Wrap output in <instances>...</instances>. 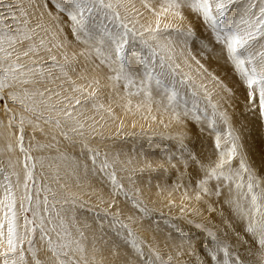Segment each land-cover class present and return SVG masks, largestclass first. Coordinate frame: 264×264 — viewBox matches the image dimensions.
<instances>
[{
    "label": "snow or ice",
    "instance_id": "snow-or-ice-1",
    "mask_svg": "<svg viewBox=\"0 0 264 264\" xmlns=\"http://www.w3.org/2000/svg\"><path fill=\"white\" fill-rule=\"evenodd\" d=\"M51 3L66 22L53 16L47 0H0V99L13 105L5 103L0 119V156L6 157L0 159V264H264V157L257 167L246 142L249 124L264 129V0ZM186 12L202 23L208 40L196 37L190 23L182 27ZM64 23L83 46L79 50ZM197 40L204 59L231 67L242 97L196 59L190 45ZM81 57L98 61L91 73L77 70ZM101 66L107 73L97 71ZM117 107L126 115L146 110L153 122L155 111L165 128L171 123L186 128L191 121L200 136L186 131L169 136L175 150H163L155 167L141 153L143 166L137 167L135 157L121 160L118 153L91 146L94 138L103 140L109 122H116ZM237 115L247 122L235 124ZM123 126L121 119L117 135ZM29 128L56 144L58 137L69 147L78 144L82 163L71 158L70 171L62 175L50 161L70 157L58 148L56 157L34 156L56 144L32 135L26 145ZM46 167L51 175H45ZM118 169L128 174L127 187ZM146 169L162 170L164 181L175 169L166 207H177L172 192L183 188L184 218L193 201L207 203L206 197L215 196L227 226L222 234L186 219L203 234L188 235L165 220L177 235L168 233L161 248L159 228L143 226L156 211L135 179ZM89 173L109 186L111 196L100 199V211L88 208L95 228L78 216L86 203L66 182L71 177L80 188ZM120 197L130 206L127 213L119 207ZM209 211L215 209L209 205ZM140 232H151L152 241Z\"/></svg>",
    "mask_w": 264,
    "mask_h": 264
},
{
    "label": "rangeland",
    "instance_id": "rangeland-1",
    "mask_svg": "<svg viewBox=\"0 0 264 264\" xmlns=\"http://www.w3.org/2000/svg\"><path fill=\"white\" fill-rule=\"evenodd\" d=\"M47 2H48V8L52 11V13H54L53 16L60 15L62 22H66L67 18L63 17L62 14H58L56 12V9L53 7L51 3V0H47ZM190 15L195 18L194 15L192 14ZM194 18H192L193 21H190V23L191 25L195 24L193 29L195 31L196 37L200 39L208 40L209 35L205 32L202 23L199 22L196 18L195 19ZM184 24L185 23L182 22V27H184ZM63 26H64L65 33L67 34L68 40L70 41L71 45L75 47L76 50H79L81 47H83L82 45H79L76 43L66 23H64ZM197 32H199V34H197ZM190 47H191V51L193 55L196 56V59H199L201 63H203L206 68H208L209 71L214 72L221 80L224 81V83L230 86V84L227 81V79L233 81V76H232L233 72L230 66L227 65L228 70H226L222 65L223 61L218 62L215 59H211V60L204 59L200 55V47H199L198 40L193 41ZM190 63L192 64L193 70H195L196 65L194 61H190ZM78 64L81 69L84 70L86 68L87 71L91 73L95 64H98V61H96L95 58H93L91 62H88V61H85L83 57H81L79 59ZM130 64L133 68H136V61L134 58H130ZM97 71H100L102 73H107V69L104 68L103 66L97 69ZM230 76H232V78H230ZM233 87L234 89H236V78H235V84H233ZM236 90H237V96L242 97V90L240 89H236ZM4 95L6 97V93ZM135 99L136 98H133L134 103H135ZM6 102L10 104V100H7L6 98L0 99V109H1L0 119H4L2 114H3L4 105ZM114 111L118 119L116 120L114 124L109 122V124L103 129V132H104L103 140L101 141L100 137H96L91 141V146L100 147L102 152L105 151L104 146H106L107 147L106 151H108L113 156L118 153L121 160H126L129 158L135 157L134 164H136L137 167L143 166L141 153H143V157L147 159L148 161L152 162L153 167H155L156 163L162 159L161 153L163 150H166V149L175 150V143H176L175 140L168 139L167 137L175 136L177 133L181 131H186L189 134V136L194 137V134L199 132V129L191 121L187 122L186 128L180 125H177L175 123H171L168 128H165L163 124L159 123L160 115L156 113L155 111H153L152 115L157 116L156 122L152 121L151 116H149L146 110H144L143 112H137L135 113V115L133 114L126 115L123 112V110L118 107L114 108ZM240 111H242V109ZM144 116H148L149 118L144 119L143 118ZM121 119L124 121V126L119 129V135H117V128L119 126ZM163 119H164L165 124L169 123L168 117L167 118L163 117ZM243 122H247L246 117L237 115L235 118V124L238 125ZM133 123H135V127H133ZM249 127L251 129L252 134L256 135L255 140L258 142V145H259V149H258L259 153L255 150L254 148L255 146L250 143L249 139H247L246 142L249 146V152L252 158L256 161L257 167H259L261 158L264 157V129L257 127L256 124H249ZM129 133H135V135H130ZM166 134H169V135H166ZM246 134L247 132L245 133V135ZM149 137H151V139H149ZM0 146H2V141H0ZM77 146L79 145L77 144ZM119 147H123L124 150H121V149L118 150ZM74 152L79 155L78 157L80 159V146H79L78 152L77 151H74ZM0 159H6V157L0 156ZM80 162L82 163V161ZM127 175L128 174L126 172H121L119 171V169L117 170V176L123 177V183L125 184V187H127L128 185ZM162 176H163L162 170L150 171L147 169L142 174L140 172H137L135 176V179L137 180V186L140 187L142 190L143 198L148 203L149 207L156 209V211L153 212L150 219H145L143 221V226L145 228H148L149 225H151L153 229L157 227L159 228V231L156 232V238H157V241L160 243L161 248H164V240H165V237L168 235V233H171L173 237L177 235L176 231L169 230L170 227L165 224V220H168L171 225L175 227H179L184 233L188 235L196 234V235L202 236L203 234L198 233L196 229L191 228L187 224L186 219H192V220H195L197 223L205 224L206 226L213 228V230L217 231L218 233H220L221 229H226L227 226L224 223H222V218L219 215V212L222 210L221 205H219L220 203H217V198L215 196L206 197L205 200L207 201V203H205L204 201H201L200 203H196L195 201H193L189 205V214L187 218L182 217L179 211L181 196L184 192L183 188L172 192L171 198L175 200L177 207H174V208L166 207L168 194L170 191H172V184L176 179V171L175 169H169L167 181H164L162 179ZM149 179H151L150 186L148 185ZM89 180H92L93 182L98 183L99 186H102L104 188L105 192L107 193L106 201L111 199L109 186L101 184L96 177L91 176V173H89L88 179L83 184H86ZM71 181L75 182L72 179ZM158 183L161 184V187L165 188L166 190L162 192L160 189L153 190L151 186L156 187ZM185 183H187V181H185ZM214 183L215 182H213V184ZM225 193H226V190H225ZM93 202L94 201L88 199L86 201V204H93ZM209 205H211L212 208L215 209V211H209ZM119 207L124 209L125 212L127 213V209L130 206L125 204L123 197H120ZM192 207H196L199 209L198 214H195V215L192 214L191 212ZM176 209L178 210L175 212ZM173 212L177 213V216L173 215L172 214ZM89 214L91 215V218H92L94 215V212H89ZM139 234L147 242L150 243L152 241L151 232H146L144 235L142 232H140ZM37 240H38V237H37ZM165 251H167V249ZM182 259H187V257H183Z\"/></svg>",
    "mask_w": 264,
    "mask_h": 264
},
{
    "label": "bare ground",
    "instance_id": "bare-ground-1",
    "mask_svg": "<svg viewBox=\"0 0 264 264\" xmlns=\"http://www.w3.org/2000/svg\"><path fill=\"white\" fill-rule=\"evenodd\" d=\"M137 3H138V1H137ZM50 10V9H49ZM51 11V10H50ZM52 12V11H51ZM54 14V13H53ZM186 15L188 16V20H186V22L184 21V27L186 28L188 25H189V23H190V21H193L192 20V18H194V17H192L189 13H186ZM195 19V18H194ZM51 23H55V21H51ZM191 24V23H190ZM199 24V23H198ZM195 26V24H192V27H194ZM197 34H199V32H197ZM223 65V67L226 69V70H228L227 69V65L226 64H222ZM77 70L78 71H81V70H83V69H81L80 67H79V64H77ZM89 72V71H88ZM232 73V72H231ZM232 76H233V81L232 80H229V79H227V81H228V83L230 84V86L232 87V88H234L233 87V84H235V77H234V75L232 74ZM232 76H230V78H232ZM6 101V100H5ZM7 103V102H6ZM8 104V103H7ZM8 106L11 108V107H13V105H12V102L10 101V104H8ZM1 110V109H0ZM2 116L4 117V115L2 114ZM164 118H167V116H164ZM247 119V118H246ZM141 125V124H140ZM45 128H46V126H45ZM151 128V127H150ZM145 129V128H144ZM160 131H162V130H160ZM165 132V131H164ZM172 132V131H171ZM176 133V132H175ZM32 135H35V137H36V140H38V141H40V142H42V143H52V144H56V142L55 141H51V139L50 138H48V139H46L45 138V135L44 134H42V133H40L39 131H37V132H35V133H33L32 132V130H31V128H29V129H27V131H26V139H25V144L27 145V143H28V138L29 137H31ZM166 135H169V134H166ZM249 134L247 133L246 134V136H248ZM200 136V132H197V133H195L194 134V137H199ZM255 137H256V135H254V134H252V132L250 133V138H249V140H250V143L252 144V145H254L255 147V150L259 153V151H258V149H259V145H258V142L255 140ZM164 138V137H163ZM58 139L60 140V143L59 144H56V146L55 147H53V148H51V149H45V151L44 152H34L33 153V155L34 156H40V155H43V156H45V157H48V156H51V157H56L57 156V148L59 149V151L61 152V153H66L67 154V156L68 157H70V159H68V160H65V161H60V160H52V161H50L52 164H53V166L55 167L56 165H59L60 166V171H61V174L62 175H64L65 173H67V172H69L70 171V169H71V167H72V165H73V159H71V158H75L76 159V161H78V162H80V159H79V155L78 154H76L74 151H77L78 152V149H79V146H75V147H69L68 146V144H67V142H65L64 140H63V138L62 137H58ZM167 139V138H166ZM165 148V147H164ZM104 149H105V151L107 150V147L106 146H104ZM119 149H121V150H124V148L123 147H119L118 148V150ZM141 151V150H140ZM47 163V162H46ZM44 173H45V175L46 176H48V175H51V172H50V170L46 167L44 170ZM40 172H41V169L40 168H37V170H36V173H37V178L38 179H41V177H40ZM163 173V172H162ZM147 176V175H146ZM71 179L73 180V181H75L73 178H71V177H69L68 179H67V183L70 185V190L72 191V192H74V193H77L79 196H80V198H81V200L82 201H84L85 203H86V201L88 200V199H90V200H92V201H94L93 202V204H86V206H85V208L84 209H78V216L80 217V218H86L87 220H88V222H90V223H93V228H95L96 227V225H95V223L92 221V218H91V215L89 214V211H88V208H94L96 211H100V209L103 207V205H100L99 204V201H100V199H103V200H105L106 201V199H107V193L105 192V190H104V188L102 187V186H99L98 185V183H95V182H93L92 180H89L86 184H83L86 180H84L83 179V176H82V181H81V187L80 188H77L76 187V183L75 182H72L71 181ZM88 179V178H87ZM95 183V184H94ZM163 185H165V184H163ZM152 188H153V190L155 189V190H159L157 187H153V186H151ZM227 191V190H226ZM219 205H221V204H219ZM178 209H176L175 210V212L177 211ZM175 212H173L172 214L173 215H175V216H177V213H175ZM172 217V216H171ZM185 221V220H184ZM169 230H174L175 231V227H170L169 228ZM143 233V235L146 233V232H142ZM106 255H107V253H106Z\"/></svg>",
    "mask_w": 264,
    "mask_h": 264
}]
</instances>
